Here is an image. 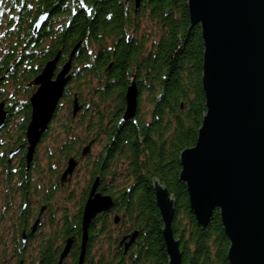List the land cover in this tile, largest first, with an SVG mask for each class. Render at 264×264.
<instances>
[{"label":"trees","instance_id":"16d2710c","mask_svg":"<svg viewBox=\"0 0 264 264\" xmlns=\"http://www.w3.org/2000/svg\"><path fill=\"white\" fill-rule=\"evenodd\" d=\"M186 2L141 0L135 11L134 5L125 0H0V97L5 99L9 113L23 117L17 127L20 134L30 115L26 81L33 77L30 73L33 68L22 69V47L24 35L33 34L31 27L36 17L49 13L38 33L37 45L29 47L32 55L41 50L40 58L45 61L58 50L70 54L78 44L73 54L76 65L81 67L74 89L78 95L82 81L88 76L84 67L89 60L87 49L94 48L96 59L89 68L97 80L91 101L92 135H104L107 148L112 144L111 150L106 148L110 164L116 161L113 157L116 154L128 159L127 171L134 180L122 188L124 194L116 190L123 186L118 184H114L111 193L122 211V228L137 229L138 235L134 247L123 254L113 248L112 232L108 233L105 251H93L91 237L86 264H168L152 188L155 178L175 199L171 228L179 239L182 263L229 264L226 258L229 241L218 211L213 212L204 229L198 227L189 209L185 185L178 180L179 152L195 143L205 112L201 85L203 43L199 26H189ZM143 16L151 22L144 30L149 34L139 32ZM58 17H64L65 23L63 20L54 23ZM151 36L155 39L150 40ZM132 74L140 92L139 109L145 100L147 110L142 115L138 110L136 123L121 122L118 119L123 108L121 95ZM71 92L67 88L65 94ZM81 101L84 103L86 99ZM67 103L72 106L70 100ZM62 129L69 134L67 125ZM69 150L67 145L61 149ZM72 225L76 227L74 234H78L79 219L69 223V227ZM101 225H107L106 218ZM94 228L95 221L90 230L97 232ZM52 251L50 245L42 250L41 264H53Z\"/></svg>","mask_w":264,"mask_h":264},{"label":"water","instance_id":"95a60500","mask_svg":"<svg viewBox=\"0 0 264 264\" xmlns=\"http://www.w3.org/2000/svg\"><path fill=\"white\" fill-rule=\"evenodd\" d=\"M140 2L134 0L135 11ZM186 6L189 26H199L203 43L201 85L205 112L195 143L179 152L178 180L185 185L189 209L198 227L204 229L213 212L218 211L229 241V264H264V0H187ZM48 16V12L37 16L33 31H38ZM77 47L78 44L73 47L54 79L59 53L31 81L36 89L30 97L31 113L26 126L28 161L71 78V58ZM124 99L122 119L129 120L137 110L134 80L126 88ZM78 108L75 98L72 113ZM6 118L7 111L0 103V129ZM86 150L87 147L83 153ZM75 165L76 161L69 158L63 175L70 174ZM97 185L96 179L82 209L77 264L84 261L90 223L113 204L109 195L95 192ZM152 188L168 264H183L179 239L171 228L175 199L156 178ZM137 235V230L129 235L126 249ZM70 245L69 238L57 264L66 257Z\"/></svg>","mask_w":264,"mask_h":264},{"label":"flooded vegetation","instance_id":"af4514ba","mask_svg":"<svg viewBox=\"0 0 264 264\" xmlns=\"http://www.w3.org/2000/svg\"><path fill=\"white\" fill-rule=\"evenodd\" d=\"M126 3L134 5V0H128ZM47 19L38 31H33L31 27L33 34L29 35V37L24 35L25 41L22 47L24 54L22 57L23 61L21 66L23 70H31V68H33L30 71V73H33V77L26 81V87L29 88V95L27 97L29 106L31 94L36 89V86L32 84L31 81L42 71L46 62L53 59L57 53H59L52 77L54 79L62 65L69 59L70 55L69 52L66 55L61 54L60 50H58L54 55L44 61L43 58H40L41 50L37 51L34 55L29 52V47L31 45H37L38 33L46 24ZM60 20H63L65 23L64 17H58L53 21L57 24ZM109 45L110 44H108V47ZM87 51L89 60L84 64V67H86L89 77H86L85 80L90 81L92 76L90 74L91 72L89 68L92 67L93 63H95L96 55L92 52L91 47H88ZM73 56L71 58V68L69 70L71 78L65 85L63 95L58 102L57 108L50 122L48 123L47 129L41 134L38 142L36 143L29 161L27 160L26 155L28 148L26 126L29 119L23 130V134L19 133L20 130H18V128L17 130H11L10 124L19 118V125V123L23 120V117L20 114L9 113V110L6 107L5 99L0 97V103L3 104L4 110L7 111L6 121L4 126L0 129V196L8 198V201L5 204L1 203V207L3 206L1 209L2 213L4 212V214L9 215L13 213V215L17 217V219L10 225V228L8 229L9 234L11 235L9 239L4 241L6 239L5 236L7 233L0 231V249H4L6 251L9 248L12 251L10 259L14 260L15 264H41L43 259L42 250L48 245L52 246L53 249V264H57L59 255L63 250L67 239L69 238L71 239L69 252L62 260L61 264H77L81 251L82 209L85 201L88 198L91 186L96 179L98 180V185L95 192L102 195H109L112 198L113 204L109 209L98 213L92 220L91 223L95 221L94 229L97 230V232L90 230V223L88 228V239L85 245L83 264H86L88 260V245L90 243L91 237L93 239L97 236H101L100 238H103V242L106 244V241H108V233L112 231L113 239L115 240L112 242L113 248L118 253L122 252V254L129 252L132 247H134L137 239L136 237L134 242L131 243L127 249L125 248V243L129 240V235L137 229H129L128 226L125 229L122 228V211L116 205L118 203L116 196L111 193V191H113L111 188L115 186L114 184H118L123 186L119 187V189L117 188L116 190L124 194L122 188L128 184H131L134 180V176L127 171L129 166L127 164L128 159L124 155L116 154L113 156L116 161L111 164L108 162L107 155L109 151L106 150L107 142L104 135L101 134L98 137H93L92 128L94 123L92 122V117L94 115L91 112V101L93 97L91 95L92 87H90V89L88 88L87 91L88 100H86L84 103L79 100L77 91L74 90L73 85L77 84L76 74L81 68L77 67L76 69V63ZM132 80L135 81V85L137 87V110L134 117L129 120H123L122 113L125 108L124 94L126 88L131 84ZM67 88H71L72 92L70 94H65ZM139 96L140 92L135 80V75L132 74L121 95L123 98V108L118 118L121 120V122H129L130 120L135 121L134 119H137L139 110ZM75 98L77 99L79 108L76 113H72L73 101ZM67 100L71 101L72 106L70 105V107H67L68 114L66 115L68 120L65 121L67 123L62 124L69 127L70 131H67L69 134L66 135L62 129L63 125L60 124L61 130L66 138L57 150L50 151L51 147L45 146V153L43 155V152H40L41 147L49 136L48 134L51 131L52 123L56 119L61 118L59 117L58 111L60 106H62L64 103H67ZM82 120L83 123L81 122ZM81 126L85 131L83 132V136L76 138L69 136L73 128ZM10 130L14 133H10ZM66 145L70 148V150L68 152L61 151L62 147ZM96 145H99V149L97 152H94ZM111 145L112 144H110L107 149L111 150ZM86 147L87 150L85 153H83V150ZM69 158H73L76 161V165L70 174H66L64 176L63 173L67 167V161ZM83 160L87 161L86 170L88 173V182L83 188L77 215H72L74 217L71 218V215L68 216L67 214H63L61 215L60 219H57L55 215V204L54 202H51V199L54 195L53 193L56 191H63L61 193L62 197H70L71 195L69 196V194H73V192H71L74 188L72 181ZM113 164L114 166H112ZM3 190H5V192H3ZM115 217L118 218V222H115ZM103 218L107 219L106 226L101 225ZM78 219L79 233L74 234L76 227L74 225L69 227V223L74 224V222H76ZM2 221L3 216L0 215V223ZM44 226H46V228ZM123 237H125V239L120 244L119 242Z\"/></svg>","mask_w":264,"mask_h":264},{"label":"rangeland","instance_id":"374dc122","mask_svg":"<svg viewBox=\"0 0 264 264\" xmlns=\"http://www.w3.org/2000/svg\"><path fill=\"white\" fill-rule=\"evenodd\" d=\"M139 23L141 26L140 27V34L143 33H148L149 32H145V25L146 24H150L151 22L148 20L147 16H143L140 18ZM155 37L151 36L150 40H154ZM149 40V44L150 41ZM94 49V48H92ZM79 65H76V69ZM79 68V67H78ZM81 68V67H80ZM88 75V74H87ZM89 77V76H87ZM91 78V77H90ZM90 87H92V93L93 94V89L97 87V80L94 79L92 77V79L90 81L88 80H84L82 82V85H80L81 90H79V92L81 93V95H78L79 100L81 99H86L88 100V96H87V91L88 88L90 89ZM73 88L75 89V85H73ZM78 94V92H77ZM93 96V95H92ZM24 98V97H21ZM95 98V97H94ZM67 107H69L66 103H64L62 106H60L59 108V117H61L60 119H56L51 126V131L48 134L49 136L47 137L46 141L43 143L42 147H41V153L43 152V155L45 153L44 147L45 146H50L51 149L50 151H54L57 150L60 145L62 144V142L64 141V139L66 138V136L64 135V133L61 130L60 124L62 123H67L65 121H67ZM147 110V105L145 100H143L142 105L140 106L139 109V115H142L145 111ZM20 121V119L18 118L17 120H14L13 123H11V130H17V126H18V122ZM63 125V124H62ZM9 131L10 133H14L13 131ZM83 132H85L81 127H75L72 129L71 133H70V137L72 136V138H76L79 136H83ZM9 134V133H8ZM69 137V138H70ZM99 149V145H96V148L94 150V152H97ZM86 160H83L77 170L76 175L74 176V179L72 181V183L74 184V188H73V194H69L70 197H62V192L63 191H59V192H54L53 197L51 199V202H54L55 204V212H56V217L57 219L61 218V215L63 214H67L69 215H77V211L79 209V205H80V200H81V194L83 192V188L87 185L88 182V173L86 170ZM43 191V190H42ZM3 192H5V190H3ZM8 201L7 197H1L0 196V215L3 216V221L0 223V231L1 232H6V239L4 241H6L7 239H9L11 237V235L9 234L8 229L10 228V225L17 219V217H15L13 215V213H11V215L9 214H4V212L2 213V209L3 206L1 207V203L5 204ZM74 216H72L71 218H73ZM46 228V226H44ZM44 228V229H45ZM112 232V231H111ZM101 237V236H100ZM99 236L93 238V251L95 249H97L98 251H100V249H103L104 251L106 249H108V241L103 242V238L101 239ZM110 244V243H109ZM101 247V248H100ZM11 253L12 251L8 248L6 251L4 249H0V264H15L14 260H11Z\"/></svg>","mask_w":264,"mask_h":264}]
</instances>
